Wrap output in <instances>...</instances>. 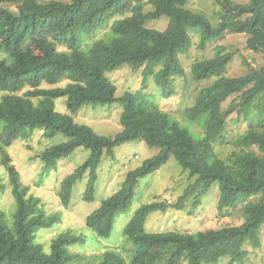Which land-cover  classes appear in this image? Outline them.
<instances>
[{
    "label": "trees",
    "instance_id": "16d2710c",
    "mask_svg": "<svg viewBox=\"0 0 264 264\" xmlns=\"http://www.w3.org/2000/svg\"><path fill=\"white\" fill-rule=\"evenodd\" d=\"M188 2L0 0V164L7 172L16 202L13 227L0 210V264H71L84 258L68 251V246L83 242L82 236L70 231L54 238L48 252L34 240L37 229L57 222L59 215H46L39 199L26 195L28 187L22 185L6 147L18 137L27 138L35 128L43 129L47 137L61 133L68 138L43 151L45 169L77 147L90 150L82 164L60 183L58 196L64 206L86 171L89 178L83 199H93L103 152L112 154L116 146L134 140L159 148L156 155L129 170L119 189L86 215L85 225L100 238L110 236L117 216L131 205L139 179L158 170L170 155L190 177H196L191 189L174 204L152 202L135 210L122 229L132 244L127 257L109 249L94 255L89 264H216L221 257H227L226 264H234L242 263L247 256L243 248L246 242L258 245V230L264 224V64L250 68L245 75L228 77L224 73L233 54L224 52V48L213 57L193 61V81L216 77L184 110L189 121L203 127L199 138L137 92L125 91L116 98V86L107 76L123 65L142 67V75H152L162 95L171 97L176 92L175 79L184 76L179 55L191 48V28L200 35L201 49L208 40L221 39L225 33H246L247 48L260 52L264 59V0H249L247 5L216 0L222 7L216 26L202 13L184 8ZM7 4H14L16 10ZM148 5L151 9L145 11ZM163 16L168 19L165 29L146 26L149 20ZM109 24L112 34L107 40H96L87 50L80 48L83 36ZM59 46L66 49L61 51ZM62 80H67L63 86H41L43 82L53 85ZM232 95L234 100L223 107ZM59 97L66 98L68 113L55 110L54 101ZM114 101L123 110L122 129L113 137L74 122L73 114L81 106ZM255 112L259 114L256 124L234 141L238 149L226 158L218 157L214 146L225 141L226 119L233 113L247 117ZM215 182L220 190L218 210L241 205L242 223L196 233L145 230L150 212L167 207L182 209L191 190L200 187L201 194ZM4 187L0 181V192ZM260 192L263 195L253 201L251 197Z\"/></svg>",
    "mask_w": 264,
    "mask_h": 264
},
{
    "label": "rangeland",
    "instance_id": "374dc122",
    "mask_svg": "<svg viewBox=\"0 0 264 264\" xmlns=\"http://www.w3.org/2000/svg\"><path fill=\"white\" fill-rule=\"evenodd\" d=\"M234 2L242 5L249 4V0H234ZM5 6L11 10H16L14 4ZM184 8L202 13L212 26L217 25L219 14L222 11L221 5L216 0H189ZM149 9L151 7L148 5L144 10L148 11ZM167 23L168 19L163 16L149 20L145 24L147 27L163 30ZM195 29L189 30L192 39L191 48L187 53L179 55L184 68V76L175 79L174 88L176 92L171 97L162 95L152 75L147 77L142 75V67L134 69L130 65H123L108 72L107 76L116 86L114 94L116 98L125 91L137 92L152 101L162 111H165L181 127L187 128L194 137L199 138L203 135V127L197 122L189 121L184 116V110L194 104L196 98L203 94L202 89L210 85L216 77L193 81L190 72L193 61L213 57L224 48V52L233 54L224 75L237 77L248 73L250 68H258L263 65L264 59L260 52L247 48L248 36L246 33H225L221 39L208 40L205 47L201 49L198 46L200 35ZM111 34L110 24L105 28L97 29L90 35L83 36L80 48L87 50L92 42L99 39L107 40ZM58 49L62 51L66 48L59 46ZM66 83L67 80H62L53 85L43 82L41 86H63ZM234 98L235 95L230 96L223 103V107H227ZM65 100V97L55 99L54 106L57 112L68 113ZM122 110L123 107L118 101L107 104L83 105L73 114V119L76 123L89 126L97 134L113 137L122 129L120 124ZM257 115H259L257 112L247 117L235 113L230 115L226 119L223 133L225 141L215 144L214 153L218 157L226 158L232 151L237 150L238 147L234 141L250 125L256 124L255 117ZM67 139V136L61 133L47 137L44 135L43 129L35 128L27 138L18 137L14 139L6 147V152L19 172L22 185L28 187L26 195L37 197L39 206L46 215L52 213L59 215L57 222L37 229L34 234L35 242L41 244L43 250L48 252L51 241L66 231L82 236L83 242L68 246V251L82 254L84 258L71 264H89V260H93L94 255L100 256L109 249H117L127 257L132 244L122 234V229L135 210L140 205L152 202L174 204L196 179L195 176L190 177L187 170L179 164L173 155H170L158 170L139 179L131 205L117 216L110 236L100 238L85 225L86 215L96 209L103 199L119 189L129 170L140 166L146 159L156 155L159 148L148 146L140 140H134L116 146L112 154L103 152L101 162L96 170L93 199L91 201L83 199V192L89 178L88 171H86L73 186L70 201L67 206H64L58 196L60 183L64 177L82 164L90 150L81 146L77 147L70 155L58 160L53 167L47 169L44 167L45 163L41 154L50 146ZM250 149L255 150L254 147H250ZM0 181L5 186L0 192V210L6 215L7 224H11L13 227L16 202L7 172L2 164H0ZM199 191L200 187L190 191L184 200L182 209L167 207L164 210L150 212L144 223L145 230L149 232L171 230L196 233L225 225H238L243 222L244 215L241 205L233 209L218 210L220 190L217 182L213 183L205 192L199 194ZM262 195L260 192L251 198L255 201ZM195 198L196 202L194 201ZM258 239L259 242L256 246L247 242L244 244L243 248L247 250L248 254L242 263L234 264H264V224L259 227ZM226 262L227 257H221L216 264H226Z\"/></svg>",
    "mask_w": 264,
    "mask_h": 264
}]
</instances>
